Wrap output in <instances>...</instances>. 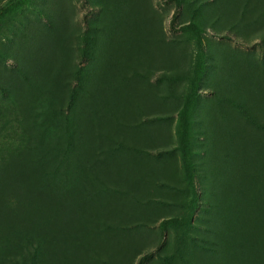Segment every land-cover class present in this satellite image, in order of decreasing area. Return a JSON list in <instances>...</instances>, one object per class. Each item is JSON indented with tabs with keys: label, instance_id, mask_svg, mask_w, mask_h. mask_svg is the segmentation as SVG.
<instances>
[{
	"label": "rangeland",
	"instance_id": "obj_1",
	"mask_svg": "<svg viewBox=\"0 0 264 264\" xmlns=\"http://www.w3.org/2000/svg\"><path fill=\"white\" fill-rule=\"evenodd\" d=\"M237 1L32 0L0 30L6 199L28 193L35 201L40 190L44 202L51 197L65 209L97 194L80 211L91 219L84 238L78 228L81 241L66 245L51 225L34 235L45 254L33 256V243L25 261L264 264V19L254 11L264 1L248 0L259 7L246 15ZM191 23L201 30L205 60L187 107L196 41L183 29ZM95 74L106 75L104 83ZM185 109L192 185L177 148ZM23 123L45 159L18 179V161L4 149L20 140ZM51 158L61 162L54 172ZM192 201L188 226H159ZM30 230L39 231L35 221Z\"/></svg>",
	"mask_w": 264,
	"mask_h": 264
},
{
	"label": "trees",
	"instance_id": "obj_2",
	"mask_svg": "<svg viewBox=\"0 0 264 264\" xmlns=\"http://www.w3.org/2000/svg\"><path fill=\"white\" fill-rule=\"evenodd\" d=\"M32 0H7L6 3L0 8V30L10 23L14 17L20 13L25 7H27ZM228 1V0H226ZM236 1V0H233ZM264 0H261V2ZM240 2L241 5L237 4ZM226 3V2H224ZM235 5L238 10L242 12L243 15H246L247 12L258 8L259 6H249L248 0H238ZM230 6V5H229ZM262 10H254L258 14V19H264V5L260 4ZM248 9V10H247ZM222 12V11H221ZM239 13V12H238ZM242 15V20L244 21V16ZM241 17V16H240ZM186 32H190L196 41V54L193 59L192 69L190 71V75L188 77V94L190 103L187 107H190L192 102H194L199 94V82L201 78L202 69L204 66L205 60V47L203 42L200 40L201 30L194 24H188L183 29ZM237 36H240L238 33H235ZM137 70H135L136 72ZM97 74V73H96ZM93 75L95 81H100V83H104L106 80L104 74L101 76ZM140 74V72H139ZM126 74H124L125 76ZM141 75V74H140ZM123 76V77H124ZM122 77V78H123ZM110 79V78H109ZM115 81H119V75L115 77ZM128 81V80H127ZM126 81V82H127ZM132 84V82L128 81L127 85ZM183 122V123H182ZM23 126H26L24 123L19 126L18 131H21L16 135V139H20L17 142L10 141L11 143L5 147V151L9 153L10 158L14 159V161L20 162V164H15V170H17V178L19 179L20 174L24 171V169H33V165L42 166L44 162V152L39 151L38 154L34 151V147L32 145V141L28 138L27 131L22 130ZM24 129V128H23ZM177 140H178V150L181 155L183 169L185 172V176L189 179V182L192 185L194 179V165L192 163V146H191V135L189 132L187 120H186V109L185 112L180 114V124L177 128ZM18 136V137H17ZM58 150L60 152V148L56 146L53 151ZM9 158V159H10ZM68 159L69 156H66ZM51 162V172H54V168L57 169V165H61V162L57 158H51L49 160ZM63 165V164H62ZM9 164L0 161V259L4 257L5 259L10 258V264H31L33 261L27 262L25 261V257L23 254V249L26 248L33 243L34 253L35 255H44L45 249L43 248V240L35 241L34 235L41 231V229H48L51 225L56 229V231L60 232V241L63 239L65 244H72L74 242L81 241L86 235V227L85 223L90 225L91 219H81L80 211L86 212V208L89 206V202L91 200H96V192L89 193L88 196H84V201L77 197H75L76 202H71L67 205L65 209H57L58 207L51 202V197H49V202H44L42 199L46 196H40L41 191L37 192V199L32 201L30 199L29 194L24 197H18L17 199L13 196V203L8 202L5 195H7V191L9 192L10 183L7 177L8 170H5L4 167H8ZM64 166V165H63ZM9 168V167H8ZM40 172L42 175L46 176V172L40 168ZM48 173V172H47ZM34 175V171L32 172ZM42 176V177H44ZM34 181V176L31 177ZM38 178V177H37ZM39 179V178H38ZM245 179V178H244ZM36 182V181H34ZM247 182V181H246ZM23 183H26L25 188L32 186L30 183L25 180ZM17 188V187H16ZM18 190V188H17ZM19 191V190H18ZM22 191V190H21ZM81 196V195H79ZM193 198H195V192L193 191ZM16 199V201H15ZM21 202V203H18ZM17 203V204H16ZM57 209V210H56ZM120 208H115L118 211ZM195 211V201L187 204L185 208V214L181 215L179 219L172 218L166 220L163 223H160V227L165 229L167 226L170 227H182L188 226L190 224V220L193 212ZM123 212L125 209L123 208ZM114 213V211H113ZM95 215V214H94ZM260 216V213L257 214L256 218ZM2 218V219H1ZM35 221L36 227L39 231L31 232L30 226ZM44 222V225H43ZM43 226V227H42ZM81 227L83 229L82 237H77L78 228ZM50 235L55 238L54 233L49 231ZM61 233L64 237L61 238ZM260 236V234H257ZM51 250V249H50ZM51 253V252H50ZM49 253V254H50ZM61 255V254H60ZM139 264H145L144 260H141Z\"/></svg>",
	"mask_w": 264,
	"mask_h": 264
}]
</instances>
